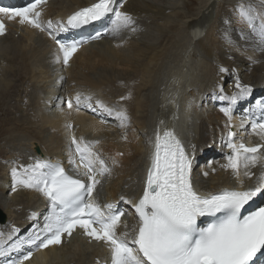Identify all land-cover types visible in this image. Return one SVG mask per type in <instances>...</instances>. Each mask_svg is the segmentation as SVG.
<instances>
[{
  "label": "bare ground",
  "instance_id": "1",
  "mask_svg": "<svg viewBox=\"0 0 264 264\" xmlns=\"http://www.w3.org/2000/svg\"><path fill=\"white\" fill-rule=\"evenodd\" d=\"M94 1L46 0L40 6L45 31L26 24L16 28V24L9 28L21 33L0 37V66L6 73L0 78V103L10 97L16 100L14 110L5 107L8 117L0 120V129L7 134L1 139L12 144L7 155H0L5 160L0 165V195L8 198V202L0 204L7 222L0 225V264H13L28 251L32 256L24 264H111L109 248L86 236L80 228L70 237L65 234L60 245L40 249L25 243L11 247L39 232L49 210L40 192L22 187L12 190V167L19 169L21 162L28 165L37 159H48L64 163L71 171L76 169L69 163L70 151L75 149L71 144L73 136L98 141L92 151L110 171L104 174L103 197L96 196V185L93 198L100 203L112 201L124 209L121 220L129 227L121 226L119 232L131 233L137 224L131 206L143 193L152 141L158 131L169 126L176 127L184 149L196 160L192 177L202 192L222 187H255L261 175L264 177V167L250 165L245 171L251 175L245 176L241 184L239 174L232 183L227 179L232 170L224 167L228 159L218 157L227 150L232 153L226 143L229 131L235 134L234 141L237 135L236 140L244 139L243 127L249 128L244 111L254 112L256 99L264 95V45L236 11L241 3L251 4L256 23L264 15V0H180V4L179 0H115L114 7L133 17L135 31H109L100 41L78 48L68 65L57 62L58 49L47 31H63L70 12ZM152 29L158 35L156 41L149 37ZM111 35L114 39L108 38ZM220 66L230 71L219 73ZM237 77L242 84L250 85L252 92L238 100L234 108L229 100L220 97H230L237 91ZM77 93L82 94L79 110L74 99ZM86 96L91 100L85 101ZM61 98L73 100V108H66ZM98 100L110 108L125 110V126H120L121 120L115 114L112 115L117 120L111 121L107 117L110 114L96 103ZM208 100L211 102L207 104ZM88 103L91 108L86 106ZM229 107L231 119L221 110ZM196 120L194 144L189 147L183 132L187 138V131ZM251 132L264 142L258 132ZM252 136H247V142ZM209 141H215L218 147L209 150L206 158L200 150ZM17 143L20 150L15 148ZM260 155L264 157V152ZM33 213L35 217L30 219ZM13 227L19 231L9 238Z\"/></svg>",
  "mask_w": 264,
  "mask_h": 264
},
{
  "label": "snow or ice",
  "instance_id": "2",
  "mask_svg": "<svg viewBox=\"0 0 264 264\" xmlns=\"http://www.w3.org/2000/svg\"><path fill=\"white\" fill-rule=\"evenodd\" d=\"M45 3L46 0H34L23 7H0V35L5 32L4 17L8 20L18 19L20 24L45 31L40 20V6ZM114 3L115 0H96L70 15L67 26L79 28L111 15V28L105 31H135L132 27L135 23L133 17L121 8L114 7ZM236 11L250 31L259 36L260 44L264 45V15L260 16L257 26L251 4L241 3ZM48 28H51V21L48 22ZM62 30L66 31L67 28ZM49 35L58 46L56 61L68 65L81 41L66 42L57 39L51 32ZM100 35L97 32L92 39H98ZM218 71L223 74L230 70L220 66ZM231 71L235 72L234 69ZM235 88L237 91L233 95L221 96L220 99L235 104L252 92L251 86L242 84L238 77L235 79ZM81 96V93H77L74 98L77 110L81 105ZM84 100L90 101L91 97L86 96ZM61 102H64L62 98ZM66 103L68 109L73 108V100L69 99ZM96 103L110 115L115 114L121 120V127L125 126L128 119L125 110L110 108L99 100ZM260 104L264 107V101ZM86 106L92 107L91 103ZM221 110L231 119V107ZM252 130H259L258 134L264 137V123H253ZM234 135L229 131L228 147L232 153L227 157L228 163L224 167L231 168L239 176L241 164L247 169L264 159L260 155L264 152V145H237L231 139ZM96 143L98 141H84L82 137L71 138L75 149L74 152L70 151L69 163L87 182L69 175L60 163L47 160L37 159L32 164L11 169L13 191L18 187L34 189L49 204L43 228L33 232L26 240L16 241L11 245L12 248L25 243L40 249L60 245L65 234L70 237L75 229L80 228L86 236L103 242L109 248L111 264H264V207L248 214L242 212L253 198L264 194V177L255 187L225 188L201 195L192 185V160L175 133L165 130L161 134L158 131L143 194L133 204L137 224L132 227L131 233L127 230L119 232L121 226L124 229L129 227L121 220L124 212L117 210L112 203L101 207L93 198L96 185L100 183L97 177L110 171L105 161L92 151V145ZM245 175L250 176L251 173L246 171ZM33 217L35 213L29 218ZM201 218H210V222L201 226L198 223ZM18 231L13 227L9 238ZM2 236L3 233H0ZM31 256L32 252L28 251L13 264H24Z\"/></svg>",
  "mask_w": 264,
  "mask_h": 264
},
{
  "label": "rangeland",
  "instance_id": "3",
  "mask_svg": "<svg viewBox=\"0 0 264 264\" xmlns=\"http://www.w3.org/2000/svg\"><path fill=\"white\" fill-rule=\"evenodd\" d=\"M186 2H188V3H190V1L189 0H187ZM217 2H219V0L217 1ZM181 3V1L179 0L178 1V4H180ZM182 5V4H181ZM183 6V5H182ZM48 21V20H47ZM259 21L260 20H257V25H259ZM14 25H16V23H12L11 24V26H14ZM23 26V25H22ZM16 28L18 27V28H20L19 26H15ZM14 28V27H13ZM22 28V27H21ZM141 29H143V28H141ZM145 29V28H144ZM147 30V29H146ZM10 32H8L9 34H7V35H4V37L2 38V39H4V38H6V37H10V35H12V36H15V35H17V34H19V33H21V30H20V32H14V30H12V29H10L9 30ZM149 32H152L151 33V36H149L150 37V39H152V41L154 40V41H156V37L158 36L157 35V33L152 29V30H150ZM122 33V32H121ZM114 34H116V33H114ZM113 34V35H114ZM113 35H111V36H109L108 38L110 39L111 37L114 39V37H113ZM11 36V37H12ZM156 36V37H155ZM148 37V36H147ZM1 67H2V65L0 66V70H1ZM0 78H3L5 75H6V73H5V75H4V71L2 72V70L0 71ZM41 84V83H40ZM6 89H8V91H9V88H6ZM125 97H127V95L125 96ZM27 100V99H26ZM64 100V102H63V104L65 105V99H63ZM8 101V102H7ZM6 102V103H5ZM5 102L4 101H1V103H0V120H2L3 118H5V117H8V116H5V113H4V108L5 109H7V108H10L12 111L14 110V108L15 107H13V106H16V100L15 99H13V98H6L5 99ZM211 102V101H210ZM209 102V100H208V102H207V104L208 103H210ZM4 103V104H3ZM215 103H216V101H215ZM237 103V102H236ZM236 103L233 105V107L235 108V105H236ZM108 118H110L111 119V121L112 120H117V119H114V117H113V115H108L107 116ZM197 122H198V120H196L195 121V123H193V125H192V127H191V129L189 130V131H187L188 133H187V138H186V133H185V131L183 132V136L185 137V142H186V144L187 145H189V147H193L192 145L194 144V136H195V129H196V127H197ZM238 123H239V121H238ZM246 125L247 126H249L247 123H246ZM231 128V127H230ZM0 133H2V134H0V148H1V150H0V155H3V157H4V155H7L6 154V152L8 153L9 151H11V149H12V144L10 143H8L9 144V146H8V144H5V142H6V140L5 139H1V138H4L5 136H7V134H4V131H2V128L0 129ZM3 135V136H2ZM238 136V135H237ZM237 136L235 137V140L237 139ZM193 141V142H192ZM2 143V144H1ZM10 146H11V148H10ZM215 147H218L217 146V144H216V142L214 141H209L208 142V145L206 146V148H205V146L200 150V153L202 154V155H204V156H206V158H208L209 157V152L210 151H212V150H215ZM16 150H20L19 148H22V147H20V144L19 143H17L16 144ZM7 149V150H6ZM23 150V149H22ZM210 150V151H209ZM25 153H30V152H28V151H25ZM210 155H211V153H210ZM28 156V155H27ZM223 155L221 154V155H219L218 157L220 158V157H222ZM213 157V156H212ZM217 157V158H218ZM224 158V157H223ZM196 161V160H195ZM3 163H5V160H4V158H2V157H0V165L1 166H3ZM20 165H23V163L21 162V163H19L18 165H17V167H19ZM196 165H197V163H196ZM74 165L73 164H71V167H73ZM256 166H258V167H264V159H261L260 161H258L257 162V164L254 166V167H256ZM13 167H15V165L13 166ZM12 167V168H13ZM250 168V167H249ZM0 169H1V167H0ZM248 169V168H247ZM230 170H232L231 168H230ZM246 169L244 168V166H243V164H241V167H240V170H239V174H240V178H239V183H241L242 184V180H244L245 179V171ZM1 171V170H0ZM248 172V171H247ZM235 176H237L234 172H233V170L232 171H230V173H229V175H228V177H227V179L228 180H230L232 183H233V181L235 180ZM247 177V176H246ZM263 177V175H261V178ZM101 180H100V183L98 184V189H97V194H96V196H99V198H102L103 197V193H102V187L104 186V181L106 180V175H103V176H101ZM261 182V181H260ZM8 198L7 197H5L4 195H0V204L2 203V204H5V202H8V200H7ZM0 211H1V213L3 214V216H4V220H3V222H0V225H2V226H4L7 222H6V216H5V213H4V211L2 210V209H0Z\"/></svg>",
  "mask_w": 264,
  "mask_h": 264
},
{
  "label": "water",
  "instance_id": "4",
  "mask_svg": "<svg viewBox=\"0 0 264 264\" xmlns=\"http://www.w3.org/2000/svg\"><path fill=\"white\" fill-rule=\"evenodd\" d=\"M1 220V219H0Z\"/></svg>",
  "mask_w": 264,
  "mask_h": 264
}]
</instances>
